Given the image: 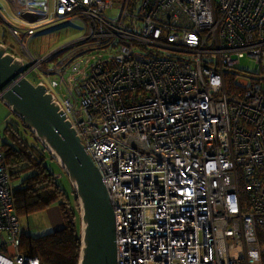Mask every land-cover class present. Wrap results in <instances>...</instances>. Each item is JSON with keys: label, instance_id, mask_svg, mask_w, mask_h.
<instances>
[{"label": "built area", "instance_id": "1", "mask_svg": "<svg viewBox=\"0 0 264 264\" xmlns=\"http://www.w3.org/2000/svg\"><path fill=\"white\" fill-rule=\"evenodd\" d=\"M8 1L16 21L83 22L56 60L24 46L25 74L44 71L100 171L115 264H262L264 0ZM244 56L255 72L235 66ZM230 69L244 72L234 92ZM9 182L0 151V264H41L19 251Z\"/></svg>", "mask_w": 264, "mask_h": 264}, {"label": "water", "instance_id": "2", "mask_svg": "<svg viewBox=\"0 0 264 264\" xmlns=\"http://www.w3.org/2000/svg\"><path fill=\"white\" fill-rule=\"evenodd\" d=\"M20 16L27 22L37 19ZM25 70L22 58L0 43V100L64 169L74 188L81 217L78 264H115L114 208L100 171L59 102L43 83L31 82Z\"/></svg>", "mask_w": 264, "mask_h": 264}, {"label": "trees", "instance_id": "3", "mask_svg": "<svg viewBox=\"0 0 264 264\" xmlns=\"http://www.w3.org/2000/svg\"><path fill=\"white\" fill-rule=\"evenodd\" d=\"M240 75L242 73L234 69L226 72L227 91L234 92L239 89L236 79ZM4 130L9 139L2 144L0 151L3 153L10 180L18 179V183L11 187L15 214L20 219L57 205L64 223L61 229L40 235L31 234L21 226L23 232L19 237V251L37 256L41 264H78L81 231L76 228L75 217L77 211H80L74 188L71 187L74 194L73 205L59 182L61 177H56L45 163L47 156L52 157L36 136L32 133L37 143L30 144L14 124L6 125ZM261 260L264 264V245Z\"/></svg>", "mask_w": 264, "mask_h": 264}, {"label": "rangeland", "instance_id": "4", "mask_svg": "<svg viewBox=\"0 0 264 264\" xmlns=\"http://www.w3.org/2000/svg\"><path fill=\"white\" fill-rule=\"evenodd\" d=\"M54 5V0H49L50 9H52ZM3 6L6 8V11L3 10ZM39 23H44L45 25L38 27V25H34L32 23H27L25 21H16L14 18L10 16V8L8 4L4 0H0V43H3L6 46L7 52L22 57L24 60V68L29 65V57L27 52L24 48L27 47L31 54L35 57H46L50 55L52 60H56L64 55L66 49L63 51H55L63 44L69 42L72 39H75L83 34L84 32V25L81 20H61V21H54L50 19H45L40 21ZM37 23V24H39ZM19 26L20 27V35L22 38L23 34L26 32L25 29L27 28H35V33L33 35H27L23 39V43L14 35L11 30V26ZM55 51V52H53ZM50 62H43L42 66L43 69ZM256 61L253 58L248 56L241 57L240 61L235 65L237 68L245 71L243 75H246V72L253 71ZM264 57L260 60L258 64V70L260 73L264 75ZM27 78L33 82L38 83L40 80L46 77L44 71L42 69H34L30 70L27 73ZM264 83V79H262ZM14 124L17 128V131L21 134L22 137L28 140L30 144H36L37 140L33 137L32 132L25 128L24 125L20 122V119L16 114H14L11 109L0 100V147L2 144L9 139L8 134L5 132L4 127L8 124ZM45 163L47 164L48 168L52 171H57L59 174H63V178L59 179L64 191L69 196L71 200V204L74 205V194L72 193V184L67 177L64 169L57 163L54 158H50L49 156L46 157ZM10 186L18 183V179L10 180ZM44 211L38 212L33 214L29 217H22L20 221L25 226H34L40 224L41 220L44 221ZM75 225L76 228L81 231V217L80 212L77 211L75 217ZM41 230H48L40 228ZM35 228L33 234L42 232Z\"/></svg>", "mask_w": 264, "mask_h": 264}, {"label": "crops", "instance_id": "5", "mask_svg": "<svg viewBox=\"0 0 264 264\" xmlns=\"http://www.w3.org/2000/svg\"><path fill=\"white\" fill-rule=\"evenodd\" d=\"M4 1L8 4V6L10 8V16L15 19L16 18V10L13 8V6L11 5V3L8 0H4ZM3 10L6 11V8L4 6H3ZM52 172H54V174L58 173L57 171H52ZM60 177L62 179L63 174H60ZM43 211L45 214L44 221L41 220L40 224H37V226L36 225L31 226V227L23 225L20 221L22 228L26 231H29L31 234H33L32 232H34L35 228L38 230H41L40 228H42V227H43V229H48V230H41L42 232L36 233V235H40V234H45L49 231L59 230L64 226L63 219H62L61 213H60V209L57 205L50 206L49 208H47ZM34 214H36V213H34ZM32 215H30V216H32ZM27 217H29V216H27Z\"/></svg>", "mask_w": 264, "mask_h": 264}]
</instances>
